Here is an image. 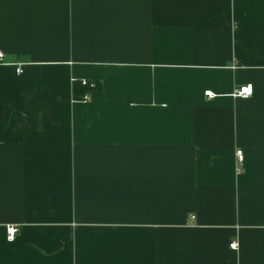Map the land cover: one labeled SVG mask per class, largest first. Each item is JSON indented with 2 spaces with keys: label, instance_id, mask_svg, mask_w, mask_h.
Returning <instances> with one entry per match:
<instances>
[{
  "label": "crops",
  "instance_id": "0c3cea01",
  "mask_svg": "<svg viewBox=\"0 0 264 264\" xmlns=\"http://www.w3.org/2000/svg\"><path fill=\"white\" fill-rule=\"evenodd\" d=\"M0 51V264H264V0H0Z\"/></svg>",
  "mask_w": 264,
  "mask_h": 264
},
{
  "label": "built area",
  "instance_id": "2783aa9c",
  "mask_svg": "<svg viewBox=\"0 0 264 264\" xmlns=\"http://www.w3.org/2000/svg\"><path fill=\"white\" fill-rule=\"evenodd\" d=\"M4 58H5V54L0 51V64H2L4 62ZM17 72L20 74L23 72L21 67L17 68ZM87 82H83V84H85ZM253 92V85L252 84H247L244 86H241L234 94L235 97H241V98H248L252 95ZM205 95L209 98H213L214 94L211 91H207L205 92ZM81 101L86 102L88 101V96H83ZM237 158H238V162L242 163L243 162V152L242 151H238L237 152ZM194 218V217H192ZM18 233V228L16 226H8L7 227V239L9 241H14L16 238V235ZM233 245H235V247H233ZM230 247L232 249H237L238 248V244L236 242L232 243L230 245Z\"/></svg>",
  "mask_w": 264,
  "mask_h": 264
},
{
  "label": "trees",
  "instance_id": "16d2710c",
  "mask_svg": "<svg viewBox=\"0 0 264 264\" xmlns=\"http://www.w3.org/2000/svg\"><path fill=\"white\" fill-rule=\"evenodd\" d=\"M98 87L97 83H94V85H92L91 83H85L83 84L82 82H76V86H75V93L77 96H85L87 94V92L92 91L93 89H96Z\"/></svg>",
  "mask_w": 264,
  "mask_h": 264
},
{
  "label": "snow or ice",
  "instance_id": "6c2138e0",
  "mask_svg": "<svg viewBox=\"0 0 264 264\" xmlns=\"http://www.w3.org/2000/svg\"><path fill=\"white\" fill-rule=\"evenodd\" d=\"M233 247H235V245H233Z\"/></svg>",
  "mask_w": 264,
  "mask_h": 264
}]
</instances>
